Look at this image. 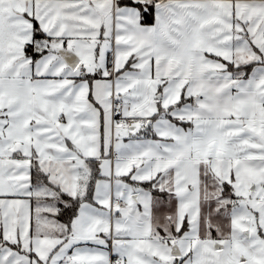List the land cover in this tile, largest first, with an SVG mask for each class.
<instances>
[{"label": "snow or ice", "instance_id": "snow-or-ice-1", "mask_svg": "<svg viewBox=\"0 0 264 264\" xmlns=\"http://www.w3.org/2000/svg\"><path fill=\"white\" fill-rule=\"evenodd\" d=\"M0 264H264V0H0Z\"/></svg>", "mask_w": 264, "mask_h": 264}]
</instances>
